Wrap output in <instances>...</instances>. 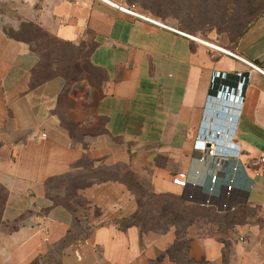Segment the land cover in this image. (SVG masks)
Masks as SVG:
<instances>
[{
  "label": "crops",
  "instance_id": "crops-1",
  "mask_svg": "<svg viewBox=\"0 0 264 264\" xmlns=\"http://www.w3.org/2000/svg\"><path fill=\"white\" fill-rule=\"evenodd\" d=\"M121 2L0 0V264H176L183 241L196 264H264V74L242 61L264 71V15L219 51ZM15 23L87 47L93 74L42 70ZM209 145L225 193L202 186ZM186 172L232 209L184 201ZM127 177L177 209L124 225L145 206Z\"/></svg>",
  "mask_w": 264,
  "mask_h": 264
},
{
  "label": "rangeland",
  "instance_id": "rangeland-1",
  "mask_svg": "<svg viewBox=\"0 0 264 264\" xmlns=\"http://www.w3.org/2000/svg\"><path fill=\"white\" fill-rule=\"evenodd\" d=\"M128 10L150 17L164 25L178 29L208 43L224 47L233 46V25L244 24L257 12L253 0H120ZM16 30L9 32L24 37L40 56V68L60 72L72 81H80L93 74L88 63L89 49L83 46L65 45L45 38L29 28L26 23H15ZM19 26V27H18ZM18 28V29H17ZM141 186V185H140ZM142 187V186H141ZM142 187L141 194H145ZM144 212L154 210L153 198L146 190ZM153 217V218H152ZM149 221H157L158 215H149Z\"/></svg>",
  "mask_w": 264,
  "mask_h": 264
},
{
  "label": "trees",
  "instance_id": "trees-1",
  "mask_svg": "<svg viewBox=\"0 0 264 264\" xmlns=\"http://www.w3.org/2000/svg\"><path fill=\"white\" fill-rule=\"evenodd\" d=\"M209 1L210 0H201V2H209ZM227 1H231V0H227ZM253 2L257 3V4H255V6L257 5V12H256L255 16L253 18L249 19L244 24H238V21L234 22L235 23V25H233L234 34H233V37L231 36V38H230V41H232L234 46L237 45L239 40L264 15V0H253ZM27 25H28L29 28H32L33 30H35V32L43 35L45 38H47L49 40L56 41L54 38H52L47 33H45L41 28H39V27H37V26H35L33 24H27ZM8 33L10 35L14 36L10 32H8ZM65 45H70V44H65ZM114 179L119 181V179L117 177H114ZM120 181H122L124 184H126V186L130 189V191H132L138 198L144 197V195L147 193L146 190H145V194H141L139 190H141L142 187L137 182H135L133 179H131V178L127 177L126 179H122ZM227 190H228V187H224V193L227 192ZM184 191H185V196L183 197V200L187 202L186 195L189 194V193L191 194V191L187 190V189H184ZM224 195L222 196V198L218 199V200H220V203L219 202H214V201H213V203H215L216 207L219 208L220 210L229 211V210L232 209V206L234 205V202H231L230 200L226 201ZM200 197H203V196L200 195ZM156 203H161V204L163 203L164 204L163 207H165L169 211L177 209V207L175 209L176 203L173 202V201L166 202V200H165L164 202H162V199H158V200L155 199V204ZM224 203L227 205V209H225V210L220 205V204H224ZM156 208H158V207H156ZM159 211L161 212V210H159ZM147 215L149 216L150 212H147V213L140 212L135 218H133L131 220H127L123 224L127 225V224L137 223L139 220H141V218L147 217ZM184 216H185V222L186 221L190 222L192 220V218L188 219L187 215H184ZM185 224H187V222ZM187 249H188L187 243L185 241H183L178 247V253H177L176 258H175L176 264H196V263L191 262L187 258Z\"/></svg>",
  "mask_w": 264,
  "mask_h": 264
},
{
  "label": "built area",
  "instance_id": "built-area-1",
  "mask_svg": "<svg viewBox=\"0 0 264 264\" xmlns=\"http://www.w3.org/2000/svg\"><path fill=\"white\" fill-rule=\"evenodd\" d=\"M122 10L125 11V12H127V13H130V14H132L134 16L140 17V15H138L137 13L128 11V10L123 9V8H122ZM144 19H146V18H144ZM147 20H149V19H147ZM149 21H151V20H149ZM151 22L154 23V24H156V25H159L161 27L166 28V26H164V25H162V24H160L158 22H155V21H151ZM180 34L183 35V36H186L185 34H182V33H180ZM186 37H189L191 39H194V40H197V41H199L201 43H204L207 46H209V47H211V48H213L215 50L223 51V49L218 48V47L213 46V45H210L209 43H207L205 41H202V40L196 39L194 37H190V36H186ZM239 59H241V58H239ZM242 61L245 62L246 64H248L249 66H251L254 70H256V71L264 74V71L262 69L254 66L252 64H250L249 62H247V61H245L243 59H242ZM43 137H45V135ZM211 142H213V141H211ZM204 153H205V157H206V156H210L211 153L216 154L217 151L214 152L213 150H211V148H207V149L204 150ZM260 163L264 164V157L261 158ZM172 182H173L174 185L182 188L183 190L184 189L190 190V188H192L193 186H195V183H196V182L195 183L193 182L192 174H190L189 172L180 173V174L174 176ZM231 188L232 187H230V186L228 187L229 190H231ZM208 192L211 193L210 190H208ZM212 195H213V193H212ZM206 197H207L206 195H203V198H198V196L196 194L195 195H192L190 193L186 195V199L189 202L198 203V204L199 203L200 204H203L204 203V204H207V205H213V201L211 199H209V198H206ZM220 205L222 206V208L224 210L227 209V205L225 203L224 204H220Z\"/></svg>",
  "mask_w": 264,
  "mask_h": 264
},
{
  "label": "water",
  "instance_id": "water-1",
  "mask_svg": "<svg viewBox=\"0 0 264 264\" xmlns=\"http://www.w3.org/2000/svg\"><path fill=\"white\" fill-rule=\"evenodd\" d=\"M215 142V141H213ZM212 145H209L208 148H211ZM214 157L204 156L202 157V162L204 164H209L208 168L210 169H222V175L217 174L214 175L213 173L209 174V178L206 184H203V187H206L207 190H210L214 195L218 194L223 186L225 187H233L231 185V180L228 177V172L232 169L233 165L232 161L228 157H222V160L219 161ZM229 168V169H228ZM201 185L200 183L196 182L195 187Z\"/></svg>",
  "mask_w": 264,
  "mask_h": 264
},
{
  "label": "bare ground",
  "instance_id": "bare-ground-1",
  "mask_svg": "<svg viewBox=\"0 0 264 264\" xmlns=\"http://www.w3.org/2000/svg\"><path fill=\"white\" fill-rule=\"evenodd\" d=\"M218 48H219V47H218ZM216 135H219V134H216ZM207 140H208V141H215V142H216V139H215V138H212V137H209Z\"/></svg>",
  "mask_w": 264,
  "mask_h": 264
}]
</instances>
